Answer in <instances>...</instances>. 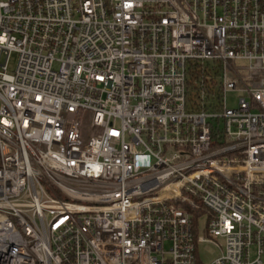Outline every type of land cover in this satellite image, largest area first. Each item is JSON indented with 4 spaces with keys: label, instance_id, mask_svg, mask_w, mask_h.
Returning a JSON list of instances; mask_svg holds the SVG:
<instances>
[{
    "label": "built area",
    "instance_id": "built-area-1",
    "mask_svg": "<svg viewBox=\"0 0 264 264\" xmlns=\"http://www.w3.org/2000/svg\"><path fill=\"white\" fill-rule=\"evenodd\" d=\"M199 243L264 264V0H0V264Z\"/></svg>",
    "mask_w": 264,
    "mask_h": 264
},
{
    "label": "rangeland",
    "instance_id": "rangeland-1",
    "mask_svg": "<svg viewBox=\"0 0 264 264\" xmlns=\"http://www.w3.org/2000/svg\"><path fill=\"white\" fill-rule=\"evenodd\" d=\"M16 63V55H13V58L10 62V69L15 67ZM237 104V94L234 92H231L228 94V105L231 107H234ZM91 121V113L87 114L85 123L89 124ZM205 219V216L202 217L199 220V227L200 230L204 226L203 220ZM220 250L213 244L209 243H199L198 244V255L202 263L209 264L218 254Z\"/></svg>",
    "mask_w": 264,
    "mask_h": 264
}]
</instances>
